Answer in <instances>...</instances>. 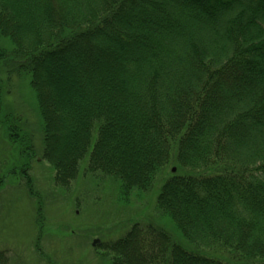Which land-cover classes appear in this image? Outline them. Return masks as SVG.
<instances>
[{
	"label": "trees",
	"instance_id": "1",
	"mask_svg": "<svg viewBox=\"0 0 264 264\" xmlns=\"http://www.w3.org/2000/svg\"><path fill=\"white\" fill-rule=\"evenodd\" d=\"M0 36V68L31 73L59 185L87 156L128 197L179 166L157 209L193 249L138 225L111 264H264V0H0Z\"/></svg>",
	"mask_w": 264,
	"mask_h": 264
},
{
	"label": "rangeland",
	"instance_id": "2",
	"mask_svg": "<svg viewBox=\"0 0 264 264\" xmlns=\"http://www.w3.org/2000/svg\"><path fill=\"white\" fill-rule=\"evenodd\" d=\"M0 49L13 53V44L0 36ZM8 61L0 68V264H111L105 249L138 225L159 229L192 250L172 218L157 209L160 189L180 173L175 161L150 191L129 197L114 178L88 171L89 156L74 181H55V170L42 159L44 125L31 73ZM7 127L14 135L27 133L35 152L11 143ZM203 253L237 259L222 248Z\"/></svg>",
	"mask_w": 264,
	"mask_h": 264
},
{
	"label": "water",
	"instance_id": "3",
	"mask_svg": "<svg viewBox=\"0 0 264 264\" xmlns=\"http://www.w3.org/2000/svg\"><path fill=\"white\" fill-rule=\"evenodd\" d=\"M173 172H176V169L173 170ZM98 244H100V241L95 240L94 243L92 244L94 247H96Z\"/></svg>",
	"mask_w": 264,
	"mask_h": 264
}]
</instances>
